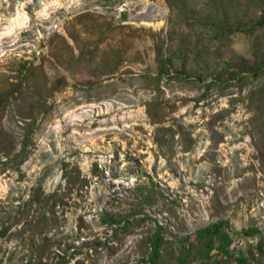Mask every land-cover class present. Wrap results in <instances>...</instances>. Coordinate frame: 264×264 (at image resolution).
Here are the masks:
<instances>
[{"label": "rangeland", "instance_id": "rangeland-1", "mask_svg": "<svg viewBox=\"0 0 264 264\" xmlns=\"http://www.w3.org/2000/svg\"><path fill=\"white\" fill-rule=\"evenodd\" d=\"M263 12L264 0H0V264H140L155 223L177 264L185 239L220 221L232 252L215 257L264 264V98L250 96L264 73L243 71L264 59V30L246 32ZM140 188L149 220L115 235L101 213L138 209ZM52 194L54 221L30 202Z\"/></svg>", "mask_w": 264, "mask_h": 264}, {"label": "trees", "instance_id": "trees-1", "mask_svg": "<svg viewBox=\"0 0 264 264\" xmlns=\"http://www.w3.org/2000/svg\"><path fill=\"white\" fill-rule=\"evenodd\" d=\"M252 22L250 24H252ZM256 30H264V12L260 18L255 21L254 25L252 24L249 29H246V32L253 33ZM244 62L247 64H245L246 67L243 69V71L252 73L253 77L258 78L262 73H264V59H262L258 66H251L248 64V62ZM162 65L163 70L166 69V63L162 62ZM246 79L247 76H242L241 73H237L232 75L231 80H239V82H244ZM259 91L261 93H258L256 90L253 91L250 96L252 97L257 94H262L264 98V89H259ZM159 131L169 132V130L164 129H160ZM30 142L31 138L27 136L23 141L22 150L15 155V160L20 159L18 166H20L28 158L30 154ZM6 158H8V160L5 162V165L10 164L12 159H10V157ZM262 160L264 161V148L262 149ZM82 183L83 186L87 185V181L85 179H83ZM36 196L37 195L33 196L30 202L35 203L37 200L41 206L50 207L51 212H53V218L51 221H54L55 208L57 206L56 194H52L48 199L46 198L44 202H42L41 199H37L38 196L37 198ZM137 199H141V201L138 200L139 202L137 203L139 204L138 209H136L135 204H132L133 206L131 205V209L126 213L112 212L109 209L103 210L101 213V223L106 227L113 229L115 235L119 232L125 233L130 228L143 227V224H145V222L149 219H147V215H145V217L141 216L143 213H141L142 209L140 207L143 201L145 203L148 201V195L145 196L144 190L141 189L140 196H138ZM155 224L156 229L151 230L149 237H145L143 239V242L146 243V246L148 249H150V255L147 261H144L140 264H164V248L168 245V241L163 235V228L158 223ZM229 227L230 224L228 221H220L198 231L192 241H190L191 237H187L184 243L181 244V247L183 248L177 264H193L195 260L200 261L199 264H228V261H224L215 257L213 252L214 250H218L220 253L218 255L222 254L223 257H230L233 240L229 235ZM243 234L246 237H253L255 235L261 234V232L258 229H250L245 230ZM257 248L259 256L264 258V240L260 242ZM234 260L236 261V264H254L249 260L248 257L245 256L243 252H240L239 255L234 258Z\"/></svg>", "mask_w": 264, "mask_h": 264}]
</instances>
